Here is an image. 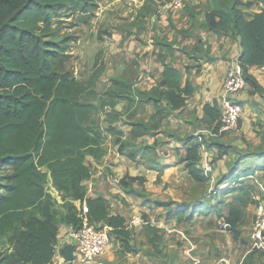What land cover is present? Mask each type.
Returning a JSON list of instances; mask_svg holds the SVG:
<instances>
[{"label":"trees","instance_id":"16d2710c","mask_svg":"<svg viewBox=\"0 0 264 264\" xmlns=\"http://www.w3.org/2000/svg\"><path fill=\"white\" fill-rule=\"evenodd\" d=\"M210 2L214 6L205 14L206 27L239 38L238 59L245 84L261 89L249 68L264 66V11L247 19L237 1ZM95 8L93 0H0V166L6 168L0 184V237H7L10 246L0 258L2 264H51L57 224L64 221L75 228L81 225L75 211L57 213L56 199L46 187L48 182L63 197L84 200L89 219L110 227L112 239L120 242L123 251H138L131 243L125 217L111 214L107 199L87 196L83 184L91 175L88 157L98 156L102 137L90 124L97 105L87 99L96 96L92 88L100 71L93 72L85 82L78 80L65 67L68 41L49 39L52 21L64 11L88 13ZM162 75L164 79L157 86L138 93L156 113H162L164 102L170 112L181 109L190 93L189 84L181 86V72L171 64H164ZM113 82L118 83L117 90H124L120 81ZM114 105L110 102V107ZM203 110L216 121L217 132L221 114L218 102L205 104ZM134 127L146 128L142 123H132ZM188 143L184 166L192 179L204 182L208 176L199 165V142L193 137ZM206 143L208 149L217 146L218 157L230 150V145L217 141ZM257 171L264 172V161L244 169L237 167L229 178L235 181ZM233 185L222 190L217 203L168 209V217H175L177 222L190 221L203 209L214 211L238 238L242 209L227 203L225 195L242 189L244 184L238 181Z\"/></svg>","mask_w":264,"mask_h":264},{"label":"rangeland","instance_id":"374dc122","mask_svg":"<svg viewBox=\"0 0 264 264\" xmlns=\"http://www.w3.org/2000/svg\"><path fill=\"white\" fill-rule=\"evenodd\" d=\"M93 1L96 3V8L88 13L64 11L62 16L54 19L51 25L53 34L49 37L56 42L64 39L68 41L66 51L68 60L65 67L78 80L85 82L93 72L100 71L97 83L92 88L95 90L96 96L87 98L97 105L90 124L99 130L102 136L98 156L96 158L88 157L91 165L90 176L93 181L91 187H97L101 182L104 189L106 191L108 189L106 194L111 211L124 213L126 219H131L133 216L142 219L141 230L134 231L131 224L128 229L133 244L138 248L139 253L145 255L147 259L145 262L148 264H170L168 258L171 255L175 257L173 264H215L213 258L216 257L229 259V263L224 261V264H238L241 252L251 248L250 225L256 205L264 200V190L261 189V187L264 189V178H262L264 174L258 172L257 175H260L255 177L256 180L247 178L243 183L248 187L253 181L256 191L254 193V188L250 187L246 189L251 192L254 199H251L252 202L247 206L249 208L243 212L240 222L242 225L238 227V238H234L230 228H224L223 217H218L214 211L207 212L205 209L194 213L192 218L194 220L191 222L186 220L187 225L182 224V230H177V223L168 221V209L178 211L180 208L190 205L194 208L206 207L217 203L222 190L234 185L228 184L223 188L220 183L225 175L222 171L218 175H214V166L207 180L198 182L189 176L182 165H161L153 160V157L156 155L154 147L161 143L185 144L195 137L196 132L202 134L207 142L214 143L223 134L237 136L242 132L241 126L238 130L223 131L218 134L213 131V122L207 123L197 118L202 124L195 123L194 129L187 130V126H183V115L170 112L164 103L162 106L165 109L162 107V113H156V109L151 107V103H147L143 95L138 93L139 91L135 92V98H132L130 96L133 92L132 89L125 92L128 95L117 90L118 83L114 84L113 81L119 82L121 79L119 76L126 71L131 72L135 66L137 69H141V78L150 75L157 80L160 77L161 73L156 63H163L164 60L161 56H166L164 52H161L160 56H155L156 52L153 48L147 59L139 57L138 52L135 57L121 55L118 58L116 47L128 43L127 38L137 39L140 44H146L147 40L139 35L144 33L147 35L158 26L151 24L149 17L158 13L161 5L152 4L151 0ZM190 1L178 12L180 14L178 23L169 24L171 31H167L165 37L157 38L156 35L151 39H155L154 42L161 41L160 47H156L159 51H166L167 46L171 45L172 49L179 51L182 58H188L192 52L189 43L194 38H199L201 42H203L202 38H207L206 42L210 40L216 44L213 49L209 48L208 51L220 55L224 46L233 43L235 37L209 30L206 27L205 14L212 7L209 4L206 8L203 6L197 11L194 7L197 4L192 3L191 5ZM199 28H201L200 31L198 30L195 35L192 34L193 29ZM119 34H126L128 37L122 40ZM133 34L135 36H132ZM189 38L192 39L189 40ZM173 51L167 50L171 54L174 53ZM210 56L213 55L209 54L206 58L210 59ZM183 63L180 61L179 64L183 66ZM122 98H126L129 104L139 102L140 111L137 118L135 117L136 123L146 126V128H131L125 138H122L124 136L122 124L125 122L126 124L123 125H126L124 128L127 129L128 124L131 125L134 122L128 120V115L122 118L120 112L110 107V102L115 104ZM196 125L199 129H196ZM252 128H256L255 122H253ZM252 128L249 129L251 134L245 135L247 138L243 137V140L245 143H260L258 135L254 134ZM213 133L216 135H212ZM223 141L230 143L228 139ZM184 156L185 154L182 157ZM216 159L217 156L213 157L211 154V160ZM5 169L0 166V184ZM97 173L98 176H96ZM233 178L236 179L235 175ZM97 179L99 180L96 181ZM258 183H261L262 186ZM46 187L50 190L49 182ZM236 191L225 195L227 203L237 205L239 193ZM64 205L68 210L71 209V204L64 203ZM203 226L207 232L200 235ZM168 228L174 229L169 232ZM170 233H176L178 236L175 237ZM7 243V237H0V250L7 251ZM114 254L115 259L113 258L112 262L108 264H131L130 260L123 256L122 246L117 248ZM258 256L261 255L258 254ZM243 264H264V261L259 257H252L251 260L244 259Z\"/></svg>","mask_w":264,"mask_h":264},{"label":"crops","instance_id":"0c3cea01","mask_svg":"<svg viewBox=\"0 0 264 264\" xmlns=\"http://www.w3.org/2000/svg\"><path fill=\"white\" fill-rule=\"evenodd\" d=\"M228 2H239V8L242 10L244 16L247 19H250L255 13L264 11V0H227ZM152 4H159L158 1L151 0ZM192 3L197 4L194 5L195 9L199 11L203 6L206 8L209 4L211 7H213L212 3L208 0H191ZM201 3V4H200ZM203 8V9H204ZM180 11V10H179ZM179 11H176L171 16H168V18L165 21H159L156 23L158 26L156 28H153V31L148 32L144 34H140V37H143L146 41V44H140L137 39L131 40L128 39V43H125L121 47H116V50H118V58L121 55L137 56L136 52H138L139 57H144L147 59L153 48H155V56H160L161 52H164L166 56H161L164 60L163 63H156V66H158V70L161 73L160 77L156 80L150 75H146L144 78H141L140 71L141 69H137L135 66L134 69L131 72H124L119 77L120 83L124 85V90H119L122 93H125L126 91H130L132 89L133 92H131V97L135 98V92L138 91H150L152 88L157 86L163 79L162 71L164 68V64H171L172 66L176 67L181 72V86H184L185 83H188L190 86V93L187 96L186 104L184 107H182L179 110H175L172 113H180L183 115V126H187V130H192L195 128V123L202 124V122L198 121L204 120L207 123L213 122V125L215 127L216 121H213L210 119L206 113L203 110V107L205 104H212L215 100L219 104L220 108V96L222 94V82L226 76V72L229 68L230 61L234 57H238L241 52V46L239 42V38L236 37L233 39V43H229L230 45L224 46V49L222 50V53L220 55L215 54L213 51H208L209 48H214L216 44H213L212 41L208 40L206 42L207 38H202L203 42L200 41L199 38H194L189 44L190 50H192L190 57L188 58H182V56L179 55V51L176 49H172V46L168 45V51H173L174 55L171 54V52H167V50H161L159 51L157 48H159V44H161V41L154 42L155 39H151V37L157 35V38H160L161 36H166L167 31L170 32L171 29L169 27V24H177L179 21L180 14ZM153 24V23H151ZM155 24V23H154ZM200 31L199 29H193L192 34H196L197 31ZM137 33V32H135ZM120 38L123 40L124 38L128 37L126 34H119ZM132 36H135L133 34ZM215 36V35H211ZM131 37V36H130ZM154 37V38H155ZM163 38V37H162ZM192 38H189L191 40ZM165 40V39H164ZM157 47V48H156ZM169 47H171L169 49ZM145 54V55H144ZM212 54L213 56H210L209 58H206L207 55ZM127 55V56H126ZM143 55V56H142ZM180 61H183V66L180 63ZM185 64V65H184ZM249 73L256 79L258 85L261 87V89H254L249 83L245 85V87L236 95V98L238 102L240 103L242 107V114L240 117V126H241V133L237 136L223 134L222 136L218 137L217 142H220L218 144H225L230 145V150L227 154H224L220 157H218V150L217 146L214 145L213 147L209 148V155L211 158V154H213V157L217 156V159L212 161V164L214 165V175H218L220 171L223 172V181L220 183L223 188L226 187V182L230 181L229 178L231 176V172L239 167L241 169L254 166L256 164H261V162L264 161V70L260 69V66L254 65L249 68ZM123 89V88H122ZM125 95H128L125 93ZM134 96V97H133ZM133 104L127 103L126 98H122L119 101L115 103L113 109L117 110L122 114V118H125V116H129L128 120H132L134 123H136V118L140 111V105L139 102H132ZM148 104L150 102L147 101ZM142 104V103H141ZM165 105H167V102H164ZM149 107V105H148ZM151 107L153 105L151 104ZM136 117V118H135ZM198 118V120H197ZM255 122L256 128H252V124ZM123 124H126L125 122ZM124 130V136L122 138H125V136L128 135V132L132 128V124H128V128L125 129L123 125ZM194 127V128H193ZM253 129L254 134H257L260 143H245L243 140L244 138H247L245 135H250L251 131L249 129ZM196 129L198 128V125H196ZM215 128H213L214 131ZM128 130V131H127ZM219 131V130H218ZM215 132L218 133L219 132ZM212 135H216V134ZM222 132H220L221 134ZM228 137H227V136ZM226 137V138H225ZM224 139H228L230 143H224ZM241 142V143H240ZM190 146V143L185 144H179V143H161L154 147V152L156 153L155 157H153L156 162H159L161 165H173L174 166H183L184 170L188 173L187 169L184 166V157L183 154H186V150ZM180 151V152H179ZM237 156V157H235ZM235 158V159H234ZM89 160V159H88ZM90 161V160H89ZM214 162V163H213ZM200 168L203 173L202 168V162H199ZM231 166V167H230ZM154 170V169H152ZM156 170V169H155ZM157 171V170H156ZM158 172V171H157ZM260 172L261 174H264L262 171H257L253 175L255 177L259 176L257 173ZM204 174V173H203ZM98 176V173L97 175ZM190 176V175H189ZM102 178V177H101ZM262 178L263 175H262ZM247 179V178H246ZM250 180V178H248ZM257 179V178H256ZM97 179L96 181H98ZM243 183H245V179L242 180ZM92 176L90 178L83 181V184L85 185L86 189V195L91 198H97V197H103L108 200V195L106 194L108 192L104 189L101 182H99V185L92 186ZM250 188H254V193L256 191L255 184H249ZM258 185L262 186L261 183H258ZM254 186V187H251ZM246 185L242 189H238L236 192L239 193L237 195L238 201L236 202L237 205L242 209V215L245 209H248L247 207L250 202H252V198L254 197L250 194L251 192L246 190L248 189ZM262 191L264 190L263 187H261ZM50 193L54 196L56 199L55 203V209L57 213H60L62 215L66 214L68 209L64 205V203L71 204V211H75L76 214L78 213L81 204L84 200H75L70 197H63L50 183ZM252 196V197H251ZM111 211V210H110ZM111 214H121L125 217V227L128 229L130 227L129 224H131V221L133 218L138 216H133L131 219H126V216L124 213L120 212H114L111 211ZM168 221L177 223L178 227H176L177 230H182L181 226L182 224L187 225V221H181L177 222L175 217H167ZM202 218V217H201ZM194 220L191 219L190 222ZM244 220V219H243ZM253 220V219H252ZM225 222V221H224ZM143 223V222H142ZM133 225L134 231L141 230V224ZM252 224V222H251ZM132 225V224H131ZM242 225V224H240ZM73 225L70 223H66L64 221H60L57 224V240L61 239L62 237H65L71 230V227ZM74 227V226H73ZM172 227V225H171ZM251 228V225H250ZM171 229L174 228H168L167 230L170 232ZM129 230V229H128ZM173 232V231H172ZM205 232H207V229L204 228L201 230L200 235H204ZM171 235L177 237L178 235L172 234ZM131 235V233H130ZM201 237V236H200ZM131 243L132 239H131ZM68 244V243H67ZM134 245V244H133ZM250 245V244H249ZM121 244L119 241L112 239L106 255L105 260L106 263L112 262L113 258L115 259V251L117 248H120ZM135 246V245H134ZM7 251L4 252V250H0V258L1 256L5 255L10 250L9 244L6 245ZM136 247V246H135ZM137 248V247H136ZM239 256V262L238 264H243L244 259L249 258H257L264 261V254L262 252H257L255 250L247 249L246 251L241 252ZM260 254L261 256H258ZM125 258L129 259L131 264H148L145 262L147 259L145 258V255L143 253H139V250L136 253H128L124 251ZM169 256V255H168ZM211 256V255H210ZM174 255L169 256L170 264H173ZM215 264H224V261H227L229 263V259H225L223 257H216ZM66 257L62 251V248H60L58 253H55L52 258L51 264H66ZM144 261V262H143ZM175 263V262H174ZM0 264H2L0 262ZM194 264V263H193Z\"/></svg>","mask_w":264,"mask_h":264},{"label":"built area","instance_id":"2783aa9c","mask_svg":"<svg viewBox=\"0 0 264 264\" xmlns=\"http://www.w3.org/2000/svg\"><path fill=\"white\" fill-rule=\"evenodd\" d=\"M190 0H163L158 1L159 12L149 17L150 23H158L165 21L168 16L176 11L184 8ZM264 70V66H260ZM244 69L238 57L230 61L226 76L222 82V94L220 96V127L219 133L223 131H235L239 128V121L242 114V107L238 102L236 95L245 87ZM214 134V133H213ZM198 142V154L200 162H202L203 173L209 176L213 171L212 160L209 155L207 143L202 134L195 133L194 137ZM246 178L255 179V176L238 177L235 181H227L228 184L242 181ZM89 208L85 201L77 213L81 220L78 228L71 227L70 232L61 239H58L54 251L58 253L60 248L70 243L73 246V259L66 260V264H106L105 255L112 241L109 233L110 227L94 223L89 219ZM140 217L132 219L131 224L136 225L142 223ZM224 228H229L227 223H223ZM249 239L251 248L264 254V200L260 201L255 208Z\"/></svg>","mask_w":264,"mask_h":264},{"label":"water","instance_id":"95a60500","mask_svg":"<svg viewBox=\"0 0 264 264\" xmlns=\"http://www.w3.org/2000/svg\"><path fill=\"white\" fill-rule=\"evenodd\" d=\"M62 251H63L67 260L71 261L73 259V246H72V244H70V243L65 244L62 247Z\"/></svg>","mask_w":264,"mask_h":264}]
</instances>
